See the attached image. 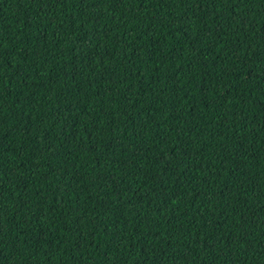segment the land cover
<instances>
[{
    "label": "trees",
    "instance_id": "obj_1",
    "mask_svg": "<svg viewBox=\"0 0 264 264\" xmlns=\"http://www.w3.org/2000/svg\"><path fill=\"white\" fill-rule=\"evenodd\" d=\"M0 264H264V0H0Z\"/></svg>",
    "mask_w": 264,
    "mask_h": 264
}]
</instances>
